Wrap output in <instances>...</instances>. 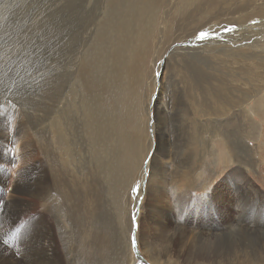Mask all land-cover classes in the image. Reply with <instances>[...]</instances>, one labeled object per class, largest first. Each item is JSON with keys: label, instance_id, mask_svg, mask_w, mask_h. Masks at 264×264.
Returning a JSON list of instances; mask_svg holds the SVG:
<instances>
[{"label": "rangeland", "instance_id": "374dc122", "mask_svg": "<svg viewBox=\"0 0 264 264\" xmlns=\"http://www.w3.org/2000/svg\"><path fill=\"white\" fill-rule=\"evenodd\" d=\"M261 8L264 0H0V263L264 264V89L243 128L233 118L220 127L235 143L228 162L212 153L205 121L192 120L197 109L228 103L227 85L208 81L211 47L251 51L201 35L217 21L264 19ZM240 14L248 18L235 21ZM182 46L192 48L173 50ZM73 74L101 92L97 125L110 136V172L90 160L81 174L52 140L51 110L65 107ZM50 191L59 204L50 205Z\"/></svg>", "mask_w": 264, "mask_h": 264}, {"label": "bare ground", "instance_id": "6f19581e", "mask_svg": "<svg viewBox=\"0 0 264 264\" xmlns=\"http://www.w3.org/2000/svg\"><path fill=\"white\" fill-rule=\"evenodd\" d=\"M135 4V3H134ZM260 7V6H258ZM257 7V8H258ZM256 10L258 11V9ZM264 9V8H261ZM261 11V10H260ZM258 11V13H260ZM262 12V11H261ZM210 15V14H209ZM191 17V16H190ZM245 18H248L246 14H240V16L237 17L235 21L241 22L244 21ZM220 21V20H219ZM218 24L215 22L208 26L206 28V39L207 37H210L209 35H212V37L206 41L207 43H234L238 41L240 45H247L250 47L251 51H241L242 49H236L233 47L229 46H223V47H215L214 45L211 47L209 52H211L212 56L211 59L213 58L214 61L211 63L206 64L208 69H211V75L208 78V81L212 83H216V87L220 88L223 85H227V90L224 88V97L227 99L228 103L224 104V107L219 109L216 107H213L211 105L210 108H202V109H197V113L199 114L198 117L192 116L193 122H195L196 125L199 126L200 123L201 126L205 130V127L207 129L202 133L207 134V132L210 134L209 138L210 139V144L213 148L212 153L217 156L216 152H219L220 154L224 155V160L225 162L229 160L230 158L232 159L234 157V154L236 153L235 151H231V146L234 147V140L231 138V132L229 129H224L225 123H229L232 118L235 120H238V126L241 127L243 124L244 119L248 118L250 120V117L255 115V112L257 113L259 110V99L257 96L261 93V91L264 89V74L261 72V74H254L256 76V79L252 80L250 78V75L253 74V68L255 69H260L262 67L261 61L264 62V19L258 18L254 20L253 22L248 23V25H241V24H232L226 23V24ZM193 24V23H192ZM247 24V23H246ZM114 25V24H113ZM154 25V24H153ZM64 27V26H63ZM121 27V26H120ZM153 30V29H152ZM152 32V31H151ZM150 32V33H151ZM219 34V36H218ZM202 37V35H201ZM150 38V37H149ZM204 38V37H203ZM248 42H247V41ZM246 42V44L244 43ZM191 43H194L191 42ZM196 43H199V41H196ZM218 45V44H217ZM216 45V46H217ZM221 45V44H219ZM211 46V45H210ZM206 47V46H205ZM191 49L192 47H181L177 49H173L174 51H179V50H188ZM194 49V48H193ZM173 51V52H174ZM172 52V53H173ZM80 57V56H79ZM212 59V60H213ZM70 60V59H69ZM211 60V61H212ZM259 60V61H258ZM90 66V65H89ZM54 67V66H53ZM87 67V66H86ZM70 68L73 69V66L71 65ZM81 69H84L81 68ZM91 69V68H90ZM67 71V70H66ZM83 71V70H82ZM80 71V72H82ZM204 71V70H202ZM84 72V71H83ZM90 73V71H89ZM55 74V73H54ZM92 75V73L90 74ZM84 76H81L80 74L74 75L73 74V82L70 84L72 87L68 89V87H65L64 90V95L62 98L63 103L65 107L63 110L56 108V106L52 107L51 114H55V118L52 116V121H51V128L54 129L53 132V139L55 143H60L61 144V155L63 161L67 162V159L70 157L73 162L72 165L77 164V169L78 171L83 174L85 170L89 169L88 164L89 161L91 160V168H97V167H104L109 170L112 169V164L113 160H111L112 157V147L110 150V156L109 153L106 149V142L111 141L110 136L106 135L104 131H101L98 129L97 125V111H99L100 104L97 106V102L99 101L100 98V91L95 90L93 85L89 84L88 81L83 79ZM86 77V76H85ZM253 77V75H252ZM86 79V78H85ZM91 80V79H90ZM223 80V81H221ZM96 81V80H95ZM94 81V82H95ZM93 82V80H92ZM96 83V82H95ZM131 84V83H130ZM198 84V83H197ZM215 86V85H214ZM213 86V87H214ZM70 87V86H69ZM127 87V86H126ZM74 88L76 91H74ZM221 89V88H220ZM263 92V91H262ZM221 94V93H220ZM264 94V92H263ZM219 94H217L218 96ZM69 96H73L72 102H69L68 98ZM222 96V94H221ZM223 97L224 101L226 100ZM222 98V97H221ZM255 101L254 104H252V101ZM223 101V100H222ZM200 104V103H199ZM124 105V104H123ZM62 106V105H61ZM198 106V105H197ZM199 107V106H198ZM196 108V107H195ZM36 112V111H35ZM38 113V112H37ZM189 114V113H188ZM74 118V126L79 125L82 127V131L78 132H73V124L71 122V118ZM247 119V120H248ZM33 120V119H32ZM34 121V120H33ZM128 121V120H127ZM190 122V121H189ZM31 123V122H30ZM37 123V122H36ZM47 123V122H46ZM246 123H248L246 121ZM5 124V123H4ZM224 124V125H223ZM251 124V123H250ZM248 124V126L250 125ZM111 124H108L110 126ZM42 126V125H41ZM159 126V125H158ZM195 126V125H194ZM209 126H213L210 128ZM223 126L222 128H220ZM45 127V126H44ZM77 127V126H76ZM199 127V128H200ZM116 128V126H115ZM160 128V126H159ZM243 128V127H241ZM40 129V128H39ZM240 129V128H239ZM250 129V127H249ZM44 130V129H43ZM247 130V129H246ZM251 130V129H250ZM37 131V130H36ZM116 131L118 133H121L122 131L116 128ZM239 131V130H238ZM242 131V130H241ZM248 131V130H247ZM252 131V130H251ZM246 132V131H245ZM40 133V132H39ZM87 133H89V138H90V146L88 147V154L89 156L87 157L86 164L81 165L80 162L82 161L83 155V150H84V140L87 139ZM160 133V132H159ZM188 133V132H187ZM240 133V132H239ZM260 134V132H259ZM3 135V134H2ZM35 135V134H34ZM77 137H76V136ZM202 135V136H203ZM256 136H259L256 134ZM261 136V135H260ZM241 137V136H240ZM239 137V138H240ZM248 138V133L245 136ZM251 137V136H249ZM220 138V139H218ZM238 138V137H237ZM253 138V137H252ZM258 138V137H257ZM260 138V137H259ZM116 138H113L115 141ZM251 139V138H250ZM241 140V139H239ZM238 140V141H239ZM49 141V140H48ZM202 141V146L205 144V137L200 139ZM217 142L222 143V146H217ZM244 142V141H243ZM237 143V142H236ZM242 144V143H241ZM87 145V144H86ZM244 145V143H243ZM246 146V144H245ZM201 147L198 149V147H195L194 153H199L202 151ZM222 147L221 149H219ZM242 147V146H241ZM50 148V147H49ZM86 148V147H85ZM56 149V148H55ZM198 149V150H197ZM217 151H216V150ZM55 152V150H54ZM192 152V149H191ZM37 153V152H36ZM51 153V152H50ZM93 153V154H92ZM238 153V152H237ZM190 154V153H189ZM198 154V155H199ZM158 155V154H157ZM164 156H166L165 153H163ZM192 156V155H191ZM220 156V155H219ZM29 157V156H28ZM49 157V156H48ZM156 155L154 156V158ZM238 157V156H237ZM162 158V157H161ZM240 161H242L241 158H239ZM245 159V158H244ZM243 159V160H244ZM78 161V162H75ZM157 161V160H156ZM216 161V160H215ZM236 161V160H235ZM228 162V161H227ZM50 163V162H49ZM154 163V162H153ZM66 164V163H65ZM68 165V164H67ZM155 166V165H154ZM74 170L75 167H73ZM93 169V168H92ZM160 169V168H159ZM98 170V169H97ZM41 172V171H40ZM102 172V169L100 173ZM104 172V171H103ZM42 173V172H41ZM94 173V172H93ZM105 173V172H104ZM43 174V173H42ZM75 174V172H74ZM154 174V173H153ZM157 174V173H155ZM76 175V174H75ZM85 175V174H84ZM204 175V174H203ZM44 176V175H43ZM153 176V175H152ZM158 176V175H157ZM192 176V174H191ZM41 177V176H40ZM159 177V176H158ZM157 177V179H158ZM156 178V177H154ZM162 178V177H160ZM37 179V178H36ZM195 179V178H194ZM189 180V179H188ZM153 181V179H152ZM151 181V182H152ZM156 181V180H155ZM37 182V181H36ZM46 182V181H45ZM144 181L141 182V186L143 185ZM159 183V182H158ZM48 184V183H47ZM50 184V183H49ZM105 184V183H104ZM153 183H151L152 185ZM46 186V185H45ZM156 187V186H155ZM49 188V187H48ZM51 189V188H50ZM159 189V188H158ZM157 189V190H158ZM161 189V188H160ZM45 190V189H44ZM52 190V189H51ZM15 191V190H14ZM162 191V190H161ZM47 192V190H46ZM51 192V191H50ZM157 192V191H156ZM153 193V192H152ZM158 193V192H157ZM36 194V193H35ZM34 194V195H35ZM48 194V193H47ZM155 194V193H154ZM189 195V194H188ZM17 196V195H16ZM41 196V194H40ZM160 197V196H159ZM177 197V196H176ZM56 193L51 192L50 196H48V199L50 200V205H57L56 199ZM59 199V198H58ZM27 200V199H26ZM48 201V200H47ZM46 201V202H47ZM156 201V200H155ZM161 202V200H159ZM13 202V201H12ZM45 202V200L43 201ZM48 203V202H47ZM48 203V204H49ZM47 204V205H48ZM46 205V207H47ZM49 205V206H50ZM164 205V204H163ZM58 207V206H57ZM59 207H61L59 205ZM161 207V206H160ZM52 208V206H51ZM48 209V207H47ZM53 209V208H52ZM61 209V208H60ZM55 210V209H53ZM64 210V209H63ZM155 210V209H153ZM45 212V211H44ZM55 212H57L55 210ZM59 212V211H58ZM64 211H62L63 213ZM155 212V211H154ZM1 213V212H0ZM7 213V212H6ZM65 213V212H64ZM63 213V214H64ZM61 214V213H60ZM164 214V213H163ZM4 215V214H3ZM163 215L161 212L156 213V217L153 220L154 225L160 230H165L167 226L163 225ZM37 220V219H35ZM4 221V220H3ZM39 221V220H38ZM43 221V220H42ZM5 222V221H4ZM62 222V221H61ZM165 222V221H164ZM42 223V222H41ZM62 224V223H61ZM148 226V225H147ZM151 227V225H149ZM47 227V226H46ZM183 227V226H182ZM34 228V233L37 234V226L33 225ZM65 228V227H64ZM43 229V228H41ZM153 229V228H152ZM253 229V228H252ZM49 230V229H48ZM32 231V230H31ZM47 231V230H46ZM45 231V232H46ZM154 231V230H153ZM158 231V230H157ZM21 232V231H20ZM63 232V231H62ZM69 232H67L68 234ZM158 233V232H157ZM189 233V232H188ZM71 234V233H70ZM154 234V232H153ZM151 235V234H150ZM162 235V234H161ZM176 235V234H174ZM173 235V236H174ZM190 235V234H189ZM241 235V234H240ZM20 236V235H19ZM42 236V235H41ZM68 236V235H67ZM65 236V238L67 237ZM207 236V235H206ZM36 237V236H35ZM43 237V236H42ZM53 237V236H52ZM70 237V236H69ZM151 237V236H150ZM164 237V235H162ZM169 237V236H168ZM186 237V236H185ZM223 237V236H222ZM221 237V238H222ZM263 237V236H262ZM24 238V237H23ZM31 238V237H30ZM73 238V237H72ZM158 238V237H157ZM193 238V237H192ZM205 238V237H204ZM211 238V237H210ZM220 238V237H219ZM245 238V237H244ZM20 239V238H19ZM33 239V238H32ZM40 239V237H39ZM44 239V238H43ZM152 239V238H151ZM159 239V238H158ZM216 239V238H215ZM35 240V239H33ZM47 240V239H46ZM65 240V239H64ZM70 240H72L70 238ZM75 240V239H73ZM72 240V241H73ZM173 240V239H172ZM200 240V238H199ZM208 240V239H207ZM236 240V239H235ZM253 240V238H252ZM25 241V240H24ZM27 241V240H26ZM48 241V240H47ZM53 241V239H52ZM150 241V240H149ZM154 241V240H153ZM202 241V239L200 240ZM247 241V240H246ZM249 241V240H248ZM45 242V240H44ZM51 242V241H50ZM70 242V241H69ZM196 242V240H195ZM250 242V241H249ZM47 243V242H46ZM202 243V242H201ZM207 243V242H206ZM213 243V242H212ZM215 243V242H214ZM218 243V242H217ZM33 244V243H32ZM49 244V243H48ZM151 244V243H148ZM208 244V243H207ZM228 244V243H227ZM246 244V242H245ZM248 244V243H247ZM24 245V244H22ZM26 245V244H25ZM24 245V246H25ZM29 245V244H28ZM40 245V244H39ZM46 245V244H45ZM202 245V244H201ZM221 245V244H220ZM19 246V245H17ZM150 247V245H148ZM242 246V245H241ZM262 246V245H261ZM188 247V246H187ZM214 247V246H213ZM221 247V246H220ZM233 247V246H232ZM145 248V247H143ZM148 248V247H147ZM165 248V247H164ZM205 248V247H204ZM209 248V247H208ZM207 248V249H208ZM247 248V247H246ZM32 249V248H31ZM45 249V248H44ZM51 249V247H50ZM71 249V247H70ZM167 249V248H166ZM186 249V248H185ZM206 249V250H207ZM224 249V248H222ZM22 250V249H21ZM24 250V249H23ZM42 250V249H41ZM52 250V249H51ZM146 250V249H144ZM28 251V250H27ZM49 251V250H48ZM181 251V250H180ZM193 251V250H192ZM213 251V249H212ZM261 251V250H260ZM26 252V251H25ZM30 252V250L28 251ZM41 252V251H40ZM149 252V251H148ZM222 252V251H221ZM235 252V251H234ZM255 252V251H254ZM264 252V251H263ZM23 253V252H21ZM44 253V251H43ZM165 253V252H164ZM218 253V252H217ZM243 253V252H242ZM248 253V251H247ZM250 253V252H249ZM33 254V253H32ZM40 254V253H39ZM47 254V253H46ZM211 254V253H210ZM224 254V253H223ZM227 254V253H226ZM241 254V253H239ZM238 254V256H239ZM262 254V253H261ZM57 255V254H56ZM152 255V254H151ZM150 255V256H151ZM163 255V254H162ZM183 255V254H182ZM213 255V254H212ZM215 255V254H214ZM233 255V254H232ZM231 255V256H232ZM237 255V253H236ZM235 255V256H236ZM245 254L241 255L244 256ZM249 255V254H248ZM23 256V255H22ZM44 256V255H42ZM179 256V255H177ZM20 257V256H19ZM38 257V256H37ZM122 257V256H121ZM181 257V256H180ZM252 257V256H251ZM256 257V256H255ZM263 257V255H262ZM56 258V256H55ZM152 259H154L156 262L158 261V257L151 256ZM170 258V257H169ZM188 258V257H187ZM238 258V257H237ZM264 258V257H263ZM29 259V258H28ZM54 259V258H53ZM171 259V258H170ZM189 259V258H188ZM235 259V258H234ZM242 259V258H241ZM249 259V258H248ZM257 259V258H255ZM13 260V259H11ZM31 260V259H30ZM212 260V259H211ZM230 260V259H229ZM238 260V259H237ZM259 260V259H258ZM32 261V260H31ZM37 261V258L36 260ZM42 261V260H41ZM192 261V260H190ZM200 261V260H199ZM198 261V262H199ZM257 261V260H256ZM255 261V262H256ZM27 262V261H26ZM204 262V260H203ZM211 262V261H210ZM222 263L221 261H219ZM243 262V261H242ZM258 262V261H257ZM256 262V263H257ZM260 262V261H259ZM23 263V262H22ZM31 263V262H30ZM44 263V261H43ZM164 262L162 261V264ZM205 263V262H204ZM203 263V264H204ZM232 263V262H231ZM241 263V262H240ZM1 264V263H0ZM39 264V263H38ZM50 264V263H48ZM168 264V263H167ZM191 264V263H190ZM227 264V263H226ZM238 264V262H237ZM245 264V263H244ZM262 264V262L258 263Z\"/></svg>", "mask_w": 264, "mask_h": 264}, {"label": "water", "instance_id": "95a60500", "mask_svg": "<svg viewBox=\"0 0 264 264\" xmlns=\"http://www.w3.org/2000/svg\"><path fill=\"white\" fill-rule=\"evenodd\" d=\"M135 229H136V223L134 222V232H135ZM135 234V233H134Z\"/></svg>", "mask_w": 264, "mask_h": 264}, {"label": "snow or ice", "instance_id": "6c2138e0", "mask_svg": "<svg viewBox=\"0 0 264 264\" xmlns=\"http://www.w3.org/2000/svg\"><path fill=\"white\" fill-rule=\"evenodd\" d=\"M202 36H203L204 38H206V35H205V34H202Z\"/></svg>", "mask_w": 264, "mask_h": 264}]
</instances>
